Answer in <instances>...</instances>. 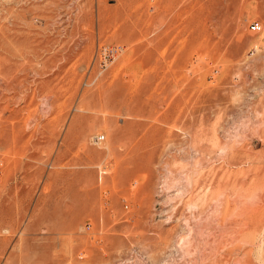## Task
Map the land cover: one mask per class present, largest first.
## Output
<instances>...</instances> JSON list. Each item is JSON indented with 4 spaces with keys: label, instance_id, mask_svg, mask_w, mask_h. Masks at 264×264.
I'll return each instance as SVG.
<instances>
[{
    "label": "rangeland",
    "instance_id": "374dc122",
    "mask_svg": "<svg viewBox=\"0 0 264 264\" xmlns=\"http://www.w3.org/2000/svg\"><path fill=\"white\" fill-rule=\"evenodd\" d=\"M0 264H264V0H0Z\"/></svg>",
    "mask_w": 264,
    "mask_h": 264
},
{
    "label": "built area",
    "instance_id": "2783aa9c",
    "mask_svg": "<svg viewBox=\"0 0 264 264\" xmlns=\"http://www.w3.org/2000/svg\"><path fill=\"white\" fill-rule=\"evenodd\" d=\"M248 28L251 29V30H254V31H257L259 28H260V25L257 21H251L249 24H248ZM103 135L102 134H96L95 135V138L97 140H100L102 139Z\"/></svg>",
    "mask_w": 264,
    "mask_h": 264
},
{
    "label": "bare ground",
    "instance_id": "6f19581e",
    "mask_svg": "<svg viewBox=\"0 0 264 264\" xmlns=\"http://www.w3.org/2000/svg\"><path fill=\"white\" fill-rule=\"evenodd\" d=\"M100 142V141H99Z\"/></svg>",
    "mask_w": 264,
    "mask_h": 264
}]
</instances>
